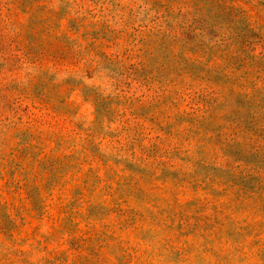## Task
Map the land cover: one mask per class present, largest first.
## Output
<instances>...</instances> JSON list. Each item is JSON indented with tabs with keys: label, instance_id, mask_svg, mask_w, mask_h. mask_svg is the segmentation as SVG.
Wrapping results in <instances>:
<instances>
[{
	"label": "rangeland",
	"instance_id": "1",
	"mask_svg": "<svg viewBox=\"0 0 264 264\" xmlns=\"http://www.w3.org/2000/svg\"><path fill=\"white\" fill-rule=\"evenodd\" d=\"M0 264H264V0H0Z\"/></svg>",
	"mask_w": 264,
	"mask_h": 264
}]
</instances>
